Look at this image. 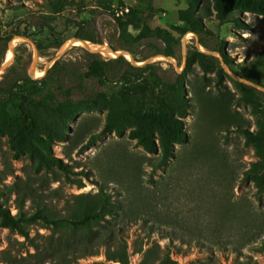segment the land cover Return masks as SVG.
<instances>
[{"label":"rangeland","instance_id":"obj_1","mask_svg":"<svg viewBox=\"0 0 264 264\" xmlns=\"http://www.w3.org/2000/svg\"><path fill=\"white\" fill-rule=\"evenodd\" d=\"M142 1L0 0V87L16 75L43 77L50 63L60 61L64 88L73 89L72 99L83 97V79L73 72L86 68L92 51L76 42L79 34L103 43H91L93 49L110 51L95 48L99 56L123 53L131 60V48L139 65L151 62L166 80L183 86L181 96L164 100L156 91L122 104L115 83L84 81L88 91L106 90L107 99L72 116L28 104L34 134L25 140L16 131L0 132V202L12 215L100 218L78 230L38 219L25 225L29 236L0 220V264H28L29 254L50 236L93 244L97 253L75 264H123L109 260L110 248L93 239L97 232L119 236L127 264H142L151 248L156 264L165 256L176 264H264V95L257 92L262 104L255 105L236 83L241 74L264 87V14L237 10L220 20L214 0H154L165 11L154 26L173 31L179 10L190 6L204 14L208 52L219 57L220 74L188 65L189 49L199 40L192 32L172 60L161 39L133 43L129 37L141 27L121 28L113 14ZM218 41L230 66L215 50ZM11 50L15 56L8 61Z\"/></svg>","mask_w":264,"mask_h":264},{"label":"trees","instance_id":"obj_2","mask_svg":"<svg viewBox=\"0 0 264 264\" xmlns=\"http://www.w3.org/2000/svg\"><path fill=\"white\" fill-rule=\"evenodd\" d=\"M214 8L220 20H225L231 13L237 10L254 11L259 14H264V0H214ZM123 11V12H122ZM163 8H158L154 0H143L141 4L132 7L128 10H121L114 13V19L119 27L136 25L141 27L140 33L136 37H129L133 43L142 41L148 38H158L169 45L168 49L163 50L164 54L169 57L178 58L176 46L181 43V39L188 32H192L199 36V43L207 50H201L200 44L193 45L189 49L188 65L198 63L204 70L210 71L218 69L220 74H224L225 70L221 66L219 57L210 54L206 35L208 34L204 22V14L198 12L194 6L180 9L178 12L180 23L173 25V31L163 27L154 26L152 23L156 21L161 13H164ZM179 30V36L175 33ZM78 37L84 38L91 43L103 44L94 38L79 34ZM198 43V42H197ZM63 44L58 46L62 47ZM129 52L133 54L136 61L139 62L137 54L131 48ZM215 50L220 51L224 56V62L230 66L232 60L225 51L223 41H218ZM89 61L83 70L74 71L75 75L82 77L83 81L79 84L82 89L83 97L72 99V88H64L63 72L65 66L60 67V61L49 70L47 74L40 78H34L30 75H16L7 87H0V132L16 131L18 135L27 140L28 137L34 134L37 128V122L34 114L28 110L27 105L30 104L34 108L41 107L65 112L69 116L74 115L80 110L90 109L97 106L101 101L107 99L108 93L106 90L88 91L84 81H97L99 86L106 87L110 83H115V97L118 103L128 104L131 100L139 95H150L159 91L160 96L166 100L169 96H181L183 86L180 81L171 82L166 80L158 71V67L153 63H143L141 65L134 64L126 55H120L116 58L105 59L97 53L88 52ZM241 78L243 76L238 74ZM239 88L245 92L253 104H262L260 94L264 92L257 87L246 82L237 80ZM258 92V93H257ZM60 94L64 97H60ZM163 94L164 96H162ZM163 108L166 110L169 107L167 101L162 102ZM165 120H172L170 114ZM154 121L161 122L158 115H151ZM179 120L173 119V122ZM100 214H86L80 220L70 218L50 219L48 216L39 212L33 215H26L23 212H18L17 215H12L10 210L0 202V220L4 226L17 228L25 236H29L25 230V225L36 220L56 225L72 226L73 230L86 228L90 222H97ZM48 243L42 249L36 247V252L29 254L28 264H75L80 258L96 254V248L93 244L89 247L85 243L75 242L72 238L50 236ZM101 245H106L110 248L108 258L114 263L127 264V246L113 233H96V238ZM93 250H89V249ZM154 255H158L156 248L149 249L144 256L142 264H156ZM157 264H176L170 257L157 258Z\"/></svg>","mask_w":264,"mask_h":264},{"label":"water","instance_id":"obj_3","mask_svg":"<svg viewBox=\"0 0 264 264\" xmlns=\"http://www.w3.org/2000/svg\"><path fill=\"white\" fill-rule=\"evenodd\" d=\"M77 39H82V40H85V41H87L88 43H90V50L92 51V52H94V49H93V46L91 45V42H89L88 40H86V39H84V38H77ZM74 42H72V44H73ZM72 44H70V46L69 47H71L72 46ZM200 43H199V41H198V45H199ZM68 49V48H67ZM67 49H65V50H63L62 52H60V53H58L57 55H56V58H60L64 53H65V51L67 50ZM94 53H97L98 54V52H94ZM123 53H121L120 55H122ZM130 55H131V57H132V59H131V61L134 63V64H136V65H139L137 62H136V60H135V58H134V56L131 54V53H129ZM165 57H167L168 59H171V57H169V56H166V55H164ZM172 60V59H171ZM52 63H50V68H52L53 66L51 65ZM49 68V69H50ZM240 81H243V82H246V83H248V84H251V85H253V86H255V87H259L260 89H262V90H264V87H262L261 85H259V84H257V83H254V82H252V81H250V80H248V79H242V78H238Z\"/></svg>","mask_w":264,"mask_h":264},{"label":"bare ground","instance_id":"obj_4","mask_svg":"<svg viewBox=\"0 0 264 264\" xmlns=\"http://www.w3.org/2000/svg\"><path fill=\"white\" fill-rule=\"evenodd\" d=\"M76 42H78V44H80V45H89V47H90V44L87 42V41H85V40H82V39H80V40H77ZM88 44H87V43ZM95 48L96 49H99V50H101L102 52H105V53H107V54H110V51L109 50H107L106 48L104 49V48H99V47H97V46H94V51H96L95 50ZM97 52V51H96ZM115 54V53H114ZM129 56H131L129 53H127ZM132 54V53H131ZM133 55V54H132ZM14 56H15V54L13 53V51L11 50V52L9 53V55H8V61H11L13 58H14ZM56 58V57H55ZM55 59L53 58V61H54ZM41 75V74H40Z\"/></svg>","mask_w":264,"mask_h":264},{"label":"built area","instance_id":"obj_5","mask_svg":"<svg viewBox=\"0 0 264 264\" xmlns=\"http://www.w3.org/2000/svg\"><path fill=\"white\" fill-rule=\"evenodd\" d=\"M128 10V9H127ZM123 12V11H122Z\"/></svg>","mask_w":264,"mask_h":264}]
</instances>
